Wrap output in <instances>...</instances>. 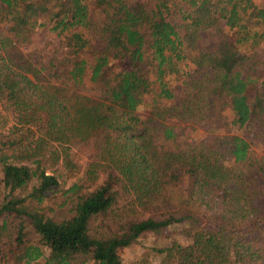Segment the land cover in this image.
I'll return each mask as SVG.
<instances>
[{"label": "trees", "instance_id": "16d2710c", "mask_svg": "<svg viewBox=\"0 0 264 264\" xmlns=\"http://www.w3.org/2000/svg\"><path fill=\"white\" fill-rule=\"evenodd\" d=\"M42 27L62 38L60 56L15 61ZM263 42L264 0H0V107L13 121L0 148L18 160L0 161V264H154L126 251L180 226L188 243L151 250L264 264V153L245 138L264 144ZM227 109L204 139L172 124ZM76 147L91 156L55 218L41 206L76 169Z\"/></svg>", "mask_w": 264, "mask_h": 264}, {"label": "rangeland", "instance_id": "374dc122", "mask_svg": "<svg viewBox=\"0 0 264 264\" xmlns=\"http://www.w3.org/2000/svg\"><path fill=\"white\" fill-rule=\"evenodd\" d=\"M257 4H261L262 0H254ZM62 38H58L55 35V32H50L47 27H42L32 31L28 42L16 44L12 48V55L15 57V61L20 64L31 63L34 66H38L42 62L48 61L51 57L60 56L63 51ZM262 52L264 55V42L262 44ZM151 78L153 75H150ZM41 81L48 83L51 81V75L47 71H41L38 75ZM55 82V81H54ZM88 95L99 98V94L92 90L85 91ZM146 110V109H145ZM224 116V119L218 120V114L216 112H211V117L207 118L204 122L194 127L187 123L172 122L174 129L178 133L186 135L190 140L196 141L198 139H204L208 136L209 133L214 131H219L225 128V124L228 120L227 117L231 116L230 110H225L221 113ZM221 117V116H220ZM214 120V121H213ZM214 122V123H213ZM13 121L10 113L0 107V136L4 137L5 140L11 139L13 134H11L10 127L12 126ZM10 129V130H9ZM231 132L234 134L241 135L243 130H239L236 127H232ZM256 131V130H253ZM254 133V132H252ZM245 137V136H244ZM251 146L260 153H264V144L262 143V138L255 137L254 135H249L245 137ZM11 151L6 148H0V161L1 158H5L7 162L18 163L17 159L10 157ZM91 156L88 147H76L71 152L72 162L76 165V169L72 171L62 170L61 175H58L57 179L59 182V192L56 196L47 199L42 204V209L47 213V215L53 216L55 218H61L66 216L69 212V209L72 207L75 197L79 194L77 192H67V189L73 183H81L84 173V167L87 164V157ZM1 167V162H0ZM49 173H51L49 171ZM0 172V179H1ZM103 178V174L100 175L98 182ZM66 191V192H65ZM4 193L2 183L0 182V200L1 196ZM21 194V193H20ZM183 226L178 228H173L165 234H144L142 235L138 242L133 244L126 252H128L127 258H136L145 254H150L152 262L154 264H176L174 257H168L165 254H158L151 249L153 247L162 248L170 244L171 239H176L180 243H188L187 238L182 234ZM86 264H91V261H88Z\"/></svg>", "mask_w": 264, "mask_h": 264}]
</instances>
